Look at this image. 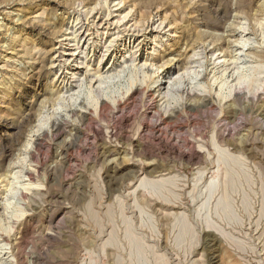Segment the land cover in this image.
<instances>
[{"label":"rangeland","instance_id":"rangeland-1","mask_svg":"<svg viewBox=\"0 0 264 264\" xmlns=\"http://www.w3.org/2000/svg\"><path fill=\"white\" fill-rule=\"evenodd\" d=\"M0 264H264V0H0Z\"/></svg>","mask_w":264,"mask_h":264},{"label":"bare ground","instance_id":"bare-ground-1","mask_svg":"<svg viewBox=\"0 0 264 264\" xmlns=\"http://www.w3.org/2000/svg\"><path fill=\"white\" fill-rule=\"evenodd\" d=\"M228 42H229V39H228ZM238 44V43H237ZM227 47H229V46H227ZM234 50V49H233ZM228 52H230L229 50H228ZM196 54V52L195 51H192V53L191 54H185V57H183L185 60H183V63H182V65L181 66H178V70L177 71H173V72H171V73H169V74H171V75H174V78H173V81L167 86V91L166 92H169L170 91V89H174L175 88V86H176V88L177 87H180V83H182V81L181 80H183V76L184 75H186V74H188V73H190V71H191V69L190 68H192L193 66H192V63H194L195 61L192 59V57L194 56ZM226 55V54H225ZM225 55L224 54H222L220 57H217V58H221V60L220 61H222V66H223V68H227V65L229 66V64L230 63H233L234 62V58H236V57H238V55H239V53H238V55L236 56V57H234V58H232L233 57V55H229V54H227V55H229V57L226 59L225 58ZM241 55V54H240ZM234 59V60H233ZM230 60V61H229ZM233 61V62H232ZM217 63L218 64H220V62L219 61H217ZM161 67V66H160ZM160 67H158V68H160ZM190 70V71H189ZM224 70V69H223ZM151 71H152V73H154L155 74V72L157 73V71L156 70H154L153 68H151ZM174 72H175V74H174ZM198 73V72H197ZM151 75V74H150ZM196 75H198V74H196ZM99 78V77H98ZM156 83V82H155ZM165 83V82H164ZM222 83V82H221ZM161 84H163L162 82H161V80H157V85L156 86H158L159 87V92L161 93L162 92V87H161ZM233 84V83H232ZM236 84V83H235ZM234 84V85H235ZM203 87V86H202ZM232 87V86H231ZM136 88H138V87H136ZM94 89V88H93ZM189 89L190 90H186L185 92H187L188 94H190L191 93V90L193 91V87L192 86H189ZM233 89H234V87H233ZM140 90V89H139ZM157 90V91H158ZM238 90H240V89H238ZM137 91V90H136ZM164 93V92H163ZM199 97H201V96H199ZM206 100H207V98H206ZM205 102V101H204ZM104 103V102H103ZM117 103H118V101H117ZM127 103V102H126ZM202 103V102H201ZM102 104V103H101ZM122 105V104H121ZM186 105V104H185ZM102 106H105L104 104L102 105ZM123 107V106H122ZM104 108V107H103ZM103 108H100L101 110L103 109ZM191 108V107H190ZM99 109V110H100ZM101 110L99 111V112H101ZM82 112V111H81ZM98 112V113H99ZM168 112V111H167ZM88 114V113H87ZM103 114V113H102ZM100 115V114H99ZM83 116H87V115H84V113H83ZM100 116H102V115H100ZM161 117V116H160ZM101 118V117H100ZM164 119V118H163ZM157 123H158V121H157ZM142 127H144V128H149V124H147V123H145V124H143L142 125ZM137 132V131H136ZM140 132V131H139ZM138 135V134H137ZM115 136V133L112 131V130H109V131H107V137L109 138H113ZM116 138V137H115ZM141 144V143H140ZM138 145V144H137ZM142 146V145H141ZM140 146V147H141ZM142 150V149H141ZM147 150V149H146ZM8 180V179H7ZM10 182V181H9ZM9 182H6L5 183V185H7ZM3 192V191H2ZM5 197V198H4ZM2 199H4L5 200V203L6 204H8V203H10L9 201H8V199H9V197L8 196H4ZM3 202V201H2ZM5 205V204H4ZM4 209H5V207H4Z\"/></svg>","mask_w":264,"mask_h":264}]
</instances>
